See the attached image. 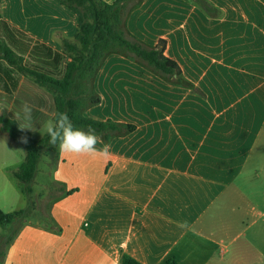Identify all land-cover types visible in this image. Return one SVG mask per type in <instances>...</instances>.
Instances as JSON below:
<instances>
[{"label": "crops", "instance_id": "1", "mask_svg": "<svg viewBox=\"0 0 264 264\" xmlns=\"http://www.w3.org/2000/svg\"><path fill=\"white\" fill-rule=\"evenodd\" d=\"M164 1L128 2L123 30L146 49L164 40L179 70L106 56L91 83L99 103L90 119L120 126L110 153L58 150L49 210L60 231L23 226L2 264H121L124 254L141 264H264V0H205L206 49L194 46L198 31H185L187 60L177 52L182 25L172 39L150 31L152 22L174 24L184 2L164 15ZM77 29L57 0H0V39L31 70L61 78L62 42ZM54 113L53 93L0 55V116L42 139L35 134H46ZM22 147L0 133V179L20 167Z\"/></svg>", "mask_w": 264, "mask_h": 264}, {"label": "trees", "instance_id": "2", "mask_svg": "<svg viewBox=\"0 0 264 264\" xmlns=\"http://www.w3.org/2000/svg\"><path fill=\"white\" fill-rule=\"evenodd\" d=\"M68 8L78 19V29L73 41L63 40L62 53L69 58L64 75L61 78L39 71L31 70L22 65L23 58L18 56L12 48L0 39V55L3 60L31 77L39 86L51 91L54 96L55 113L67 112L74 127L87 130L89 126L96 130L105 143L120 131V126L111 120L99 121L86 118L83 115L84 103L80 94H84L83 87L91 91V83L99 65L110 53L132 54L147 62L156 72L170 74L179 70L176 63L165 56L166 43L160 40L157 46L146 49L136 41L126 37L123 26V12L128 2L132 0H116L108 4L104 0H57ZM22 34V32H20ZM57 57V56H56ZM92 93V91H91ZM99 99L92 96L90 105H97ZM55 113L53 119L55 117ZM5 132L11 140L19 142L25 149L26 155L20 167L10 170V173L23 184L21 191L25 196L32 192L30 184L34 181L38 164L45 149L56 152L58 145H51L47 134L40 140L22 129L16 122L0 116V133ZM27 139V143L22 142ZM30 203L27 207L11 213H4L0 209V226L11 228L16 226V233L7 242V249L0 255L3 263L9 247L21 228L31 225L43 229L59 232L50 210L44 214H37L36 220L29 219L33 212ZM121 264H141L128 254L122 256Z\"/></svg>", "mask_w": 264, "mask_h": 264}, {"label": "rangeland", "instance_id": "3", "mask_svg": "<svg viewBox=\"0 0 264 264\" xmlns=\"http://www.w3.org/2000/svg\"><path fill=\"white\" fill-rule=\"evenodd\" d=\"M163 1V0H162ZM154 2V1H153ZM152 3V2H151ZM149 4L148 8L151 9V7H157ZM165 5H163V10L161 14H167V15H173L174 13V1L173 0H165ZM207 5L205 0H184L182 3V8L179 11H176V21L173 24H167V21H165L162 25H157L155 27L152 26L153 22L151 23L150 31L152 33V30L155 32L161 31L164 33H167L169 39L173 38V35H171V30L177 29L179 25H182L183 32L180 33L181 35V42L178 44L177 52L181 56H183V60L190 59V55L193 53L190 51V46L188 45L189 38L186 36V32L193 30L194 32L198 31L197 39L195 37L193 38V41L195 43L194 46L202 49L203 51L205 48V13L207 11ZM154 11V9L152 8ZM180 14V15H178ZM170 25V26H169ZM123 28V26H121ZM196 35V34H195ZM187 40V42H185ZM143 46V45H142ZM144 47V46H143ZM182 48V49H181ZM130 60H133L129 58ZM195 60H200L196 55H194ZM132 90H135L138 88L132 84L129 85ZM91 87V85H90ZM84 94H80V97L84 103V109L82 110L83 115L86 118H90L94 116V113L91 112V107L93 105H90L92 96H94L91 91H88V89L83 87ZM134 102H123V105L125 106H133ZM137 106L139 105V102L135 103ZM36 137H44L43 134L36 133ZM40 139V138H37ZM22 146V145H21ZM23 148V147H22ZM24 149V148H23ZM55 158H56V152L51 149H45L42 154V158L38 164V170L35 176L34 181L30 184V188L32 192L29 194V196H25L21 188L23 186L22 183H20L11 173L10 170H7V175L4 179H0V208L4 212H14L17 210L24 209L27 207L30 203V205L35 208L33 209L32 214L29 216V219L36 220L37 214L40 212H43L46 214V212L49 209L50 201L52 200L53 196L56 192V186L51 183V171L53 170L55 166ZM16 226L11 228H4L0 226V255L4 253L7 249V242L8 240L12 239V237L15 236ZM252 229H250V232ZM244 237L240 238L235 244H232L230 247V250L234 246L239 245L243 241Z\"/></svg>", "mask_w": 264, "mask_h": 264}, {"label": "clouds", "instance_id": "4", "mask_svg": "<svg viewBox=\"0 0 264 264\" xmlns=\"http://www.w3.org/2000/svg\"><path fill=\"white\" fill-rule=\"evenodd\" d=\"M25 118L31 120V107L25 103L22 106ZM22 129H30L21 127ZM43 132L49 137V143L59 147L61 153L88 154L108 156L110 153V144L103 143L98 148L97 144L101 139L96 130L89 126L87 130L74 127L67 112L55 113L54 119H49L43 125ZM22 142L27 143L26 138ZM186 226V225H182Z\"/></svg>", "mask_w": 264, "mask_h": 264}]
</instances>
